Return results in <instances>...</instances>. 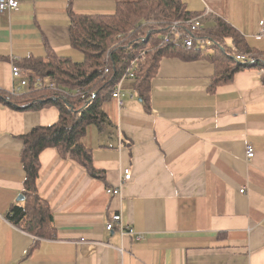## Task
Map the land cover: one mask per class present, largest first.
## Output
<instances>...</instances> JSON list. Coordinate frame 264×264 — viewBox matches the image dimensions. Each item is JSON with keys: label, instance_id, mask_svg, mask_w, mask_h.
<instances>
[{"label": "crops", "instance_id": "1", "mask_svg": "<svg viewBox=\"0 0 264 264\" xmlns=\"http://www.w3.org/2000/svg\"><path fill=\"white\" fill-rule=\"evenodd\" d=\"M68 1L19 0L16 10L0 12V89L11 91L20 81L12 75L13 59L45 56L46 42L83 61L71 45ZM184 1L190 11L224 18L264 50V37L257 36L264 0ZM73 6L78 14L111 15L116 3L73 0ZM263 71H241L214 93L209 61L164 59L149 110L135 80H123V105L105 101L107 121L90 125L83 139L104 178L56 148L41 153L38 186L57 238L42 240L29 256L35 237L6 217L24 188L22 135L57 122L59 109L18 111L0 103V264H264ZM125 168L132 178L121 194H108L123 183ZM114 214L144 238L107 231Z\"/></svg>", "mask_w": 264, "mask_h": 264}, {"label": "trees", "instance_id": "2", "mask_svg": "<svg viewBox=\"0 0 264 264\" xmlns=\"http://www.w3.org/2000/svg\"><path fill=\"white\" fill-rule=\"evenodd\" d=\"M115 13L78 14L68 1L71 45L84 55L83 61L57 53L47 42L46 55L25 57L14 64L26 69L25 91L0 89V103L18 111L55 106L58 121L37 126L22 135L20 162L25 171L22 201L13 203L6 215L15 226L35 237L29 256L42 240L56 239L57 228L50 203L40 194L41 153L56 148L60 157L74 160L95 178L104 172L94 164L91 148L84 144L87 128L102 126L106 114L102 105L116 89L134 62V88L146 110L150 109L152 81L164 59L207 60L213 65L208 91L234 82L237 73L264 70V50L252 46L244 34L224 18L209 14L208 26L197 32L209 44L196 41L192 47L164 42L175 21L202 13L188 9L184 0H114ZM209 27V28H208ZM238 55L246 57L239 60ZM252 59V60H250ZM264 83V71L261 75ZM42 86H38V83ZM52 85V86H51Z\"/></svg>", "mask_w": 264, "mask_h": 264}, {"label": "built area", "instance_id": "3", "mask_svg": "<svg viewBox=\"0 0 264 264\" xmlns=\"http://www.w3.org/2000/svg\"><path fill=\"white\" fill-rule=\"evenodd\" d=\"M19 5H20L19 0H0V12L14 11L19 7ZM207 14L208 13L204 12L193 18L173 22L167 34L163 36L164 42L173 41L176 43H181L182 45L186 47H192L196 41L203 42V44H209L210 41L208 39H201L197 35V32L199 30L206 28V23L202 20V18L204 17V15H207ZM257 36L259 38L264 37V24L262 25ZM237 58L242 61L246 60V57L243 55H238ZM13 60H16V59H13ZM27 73L28 71L26 69H23L17 66L16 64H13L12 75L15 78H19L20 81L18 82L16 86L13 87L11 92L20 93L22 91H25L27 84H28L27 83ZM128 78H131V79L135 78L134 62L132 64V67L126 70L125 74L123 75L116 89L111 95V98L117 99L120 106H122L124 103L122 99V94L120 92V86L123 80L128 79ZM37 85L42 86V83L39 82ZM254 154H255L254 148L251 145H248L247 146V157L252 158ZM123 173H124L123 181H122L123 183L117 187H108L106 189V192L108 194L110 195L121 194L124 181H128L132 178V172L130 168H125ZM244 191L245 189H241V192H244ZM105 228L107 231H114L115 229L118 228L120 229L122 233L134 234L137 240H142L144 238V235L142 233L135 232L131 228L125 226V224L123 223V218L120 214H114L112 218L105 224ZM81 245H82V248H86L87 243L85 241H82Z\"/></svg>", "mask_w": 264, "mask_h": 264}, {"label": "water", "instance_id": "4", "mask_svg": "<svg viewBox=\"0 0 264 264\" xmlns=\"http://www.w3.org/2000/svg\"><path fill=\"white\" fill-rule=\"evenodd\" d=\"M24 199V196L23 195H19L18 198H17V201H22Z\"/></svg>", "mask_w": 264, "mask_h": 264}, {"label": "rangeland", "instance_id": "5", "mask_svg": "<svg viewBox=\"0 0 264 264\" xmlns=\"http://www.w3.org/2000/svg\"><path fill=\"white\" fill-rule=\"evenodd\" d=\"M207 15H209V14H207ZM76 61V60H75Z\"/></svg>", "mask_w": 264, "mask_h": 264}]
</instances>
